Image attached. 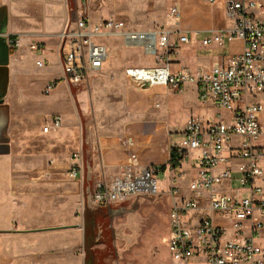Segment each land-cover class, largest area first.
Instances as JSON below:
<instances>
[{"label": "built area", "instance_id": "2783aa9c", "mask_svg": "<svg viewBox=\"0 0 264 264\" xmlns=\"http://www.w3.org/2000/svg\"><path fill=\"white\" fill-rule=\"evenodd\" d=\"M224 13L230 26L209 31L202 44L222 49L240 40L243 51L224 56L222 62L196 74L172 70L178 49L191 42L189 33L164 27L138 30L114 18L92 23L80 13L58 35L63 77L71 87H88L102 75L113 53L107 42L118 40L122 49L142 50L154 59L152 65L125 70L131 90L148 93L156 88L194 86L201 106L213 113L212 117L191 115L178 133L179 139L172 140L170 152L178 167L170 161L167 165L166 194L160 192L156 179L165 171L158 165L123 167L117 175L100 177L92 185L94 207L110 209L140 196L169 197L173 263L168 264L193 260L200 264H264V250L257 244L264 232V145L257 146L264 136V0H227ZM170 16L179 20V6L170 10ZM18 43L14 41L13 46ZM30 49L42 53L45 46L34 43ZM37 66L42 68L46 62L39 61ZM63 123L60 115H54L42 131H59ZM185 160L188 165L182 170ZM73 161L70 178L83 180L82 156L75 155Z\"/></svg>", "mask_w": 264, "mask_h": 264}, {"label": "rangeland", "instance_id": "374dc122", "mask_svg": "<svg viewBox=\"0 0 264 264\" xmlns=\"http://www.w3.org/2000/svg\"><path fill=\"white\" fill-rule=\"evenodd\" d=\"M86 3L85 13L81 0H68L70 18L16 20L25 33L36 38L33 41L48 39L57 43V35L68 24L72 25L80 13L88 16L92 23L114 18L124 21L131 28L146 30L163 27L165 13L170 10L164 0H86ZM107 45L114 55L103 74L91 80L88 87L70 89L54 60L55 63L50 66L32 69L29 79L34 84L30 88L29 99L32 102L28 123L39 130L55 114H60L64 124L62 130L52 135L41 136L37 133L26 136L19 133V128L17 136L18 147L26 153L44 154L55 160L54 175L68 183L54 188L51 186L47 190H59L67 195L71 191L72 195L75 194L72 201H75L74 214L80 227L85 224L86 197L82 180H73L69 176L75 155L82 156L85 170L86 160L90 159L93 177L97 179L115 175L113 173L123 167L140 169L152 165L165 166V171L158 174L156 179L160 192L166 194L169 189L167 164L170 161L171 141L179 139L178 133L188 118L201 108L194 86L148 93L131 90L125 79V70L130 66L152 65L154 59L145 56L142 50L122 49L118 40H111ZM193 56L195 50L189 47L180 49L173 58L172 70L189 68L195 71L190 60ZM48 85L52 87L51 93L40 95ZM204 115L212 117L213 113L205 111ZM17 122V127H22L20 118ZM262 124L264 130V118ZM261 145H264V136L257 143V146ZM187 165L188 160H185L182 170ZM177 171L181 172V169ZM64 201L65 196L62 197ZM170 203L168 196H140L122 204L126 212L114 221L103 219V216L95 218L96 225L101 224L108 237L94 249L99 264L173 263L169 248ZM94 214V211H88L87 222L94 218ZM86 231L89 248L94 243L95 230L88 226ZM257 244L264 250V232L257 239ZM78 250L83 255L82 244H79ZM190 264L200 263L193 260Z\"/></svg>", "mask_w": 264, "mask_h": 264}, {"label": "crops", "instance_id": "0c3cea01", "mask_svg": "<svg viewBox=\"0 0 264 264\" xmlns=\"http://www.w3.org/2000/svg\"><path fill=\"white\" fill-rule=\"evenodd\" d=\"M226 1L217 0L211 4V0H164L170 10L179 6L181 17L174 20L169 10L165 13L163 27L191 35V42L181 46L178 54L182 48L195 50V56L190 59L195 71L183 69L193 74L207 71L215 63L222 62L224 56L243 51L240 40H234L222 49L217 45L205 47L202 44L209 31L230 26L224 13ZM67 2L68 0H0V264L86 263V230L85 224L82 227L78 225L74 214L76 205L72 199L74 200L75 194L72 195L71 191L67 195L59 190H47L51 186L54 188L68 182L54 175L55 160L44 154L26 153L18 147L17 140L19 128L22 135L38 133L48 136L59 132L63 127L59 131L44 134L42 130L47 122L39 130L28 123V111L32 102L29 99L30 88L34 84L29 79L31 71L39 68V61L46 62V66L42 68L55 63L53 60L61 68L60 41L55 43L47 39L35 42L33 40L36 38L25 33L16 19L70 18ZM200 36L201 40L198 39ZM16 40L19 43L14 47L13 42ZM34 43L44 44L45 50L42 53L31 51L30 46ZM65 83L72 88L66 81ZM48 87L43 88L40 95H49L52 89L48 90ZM205 111L209 112L201 106L195 114L204 115ZM18 118L21 119L22 127H17ZM51 161L54 162L53 165ZM120 170L113 174L117 175ZM115 175L101 177L111 178ZM85 178L86 170L83 185ZM86 208L85 204V210ZM79 244L83 245V255L79 254Z\"/></svg>", "mask_w": 264, "mask_h": 264}, {"label": "flooded vegetation", "instance_id": "af4514ba", "mask_svg": "<svg viewBox=\"0 0 264 264\" xmlns=\"http://www.w3.org/2000/svg\"><path fill=\"white\" fill-rule=\"evenodd\" d=\"M126 209L122 207V205L111 207L110 209L104 206L99 207L98 210L94 211V218L90 219L87 223V227H93L95 230V239H93L94 243L90 244V247L87 248L86 251V263L85 264H99V257L97 254H94V249L102 245V242L106 240L108 237L105 234V229L103 230L100 225L94 224L93 221L95 218L103 216V219H110L114 221L119 215L125 214ZM87 216V215H86ZM86 227V228H87ZM87 234V231H86ZM87 237V235H86Z\"/></svg>", "mask_w": 264, "mask_h": 264}, {"label": "water", "instance_id": "95a60500", "mask_svg": "<svg viewBox=\"0 0 264 264\" xmlns=\"http://www.w3.org/2000/svg\"><path fill=\"white\" fill-rule=\"evenodd\" d=\"M83 10L87 12V3L86 0H81ZM93 168L88 158L86 160V178H85V197H86V207L89 211H96L99 207H94L92 205V184H93Z\"/></svg>", "mask_w": 264, "mask_h": 264}, {"label": "trees", "instance_id": "16d2710c", "mask_svg": "<svg viewBox=\"0 0 264 264\" xmlns=\"http://www.w3.org/2000/svg\"><path fill=\"white\" fill-rule=\"evenodd\" d=\"M170 164L173 166V167H178V163L176 162V158H175V154L173 153V152H171V154H170ZM161 169L162 170H165L166 168H165V166H161ZM88 209L86 208V210H85V230H86V227H87V214H88ZM93 223L95 224V220L93 221ZM89 247H90V245H89Z\"/></svg>", "mask_w": 264, "mask_h": 264}, {"label": "bare ground", "instance_id": "6f19581e", "mask_svg": "<svg viewBox=\"0 0 264 264\" xmlns=\"http://www.w3.org/2000/svg\"><path fill=\"white\" fill-rule=\"evenodd\" d=\"M113 55H114V54H113ZM113 55H112V56H113ZM116 56H117V55H116ZM111 58H112V57H111ZM160 89H161V90H165L166 88H156V89H154V90H160Z\"/></svg>", "mask_w": 264, "mask_h": 264}]
</instances>
